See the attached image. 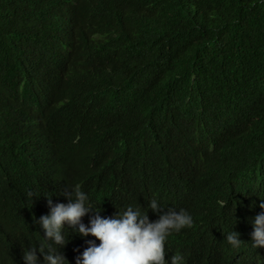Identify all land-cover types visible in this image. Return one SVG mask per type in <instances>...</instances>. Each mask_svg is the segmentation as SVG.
I'll return each mask as SVG.
<instances>
[{"label": "trees", "instance_id": "obj_1", "mask_svg": "<svg viewBox=\"0 0 264 264\" xmlns=\"http://www.w3.org/2000/svg\"><path fill=\"white\" fill-rule=\"evenodd\" d=\"M193 144L232 167L215 226L196 217V239L214 237L217 198L264 188V0H0L5 255L33 247L29 212L67 204L68 186L93 210L145 207L137 186Z\"/></svg>", "mask_w": 264, "mask_h": 264}, {"label": "clouds", "instance_id": "obj_2", "mask_svg": "<svg viewBox=\"0 0 264 264\" xmlns=\"http://www.w3.org/2000/svg\"><path fill=\"white\" fill-rule=\"evenodd\" d=\"M220 132L225 136L226 131ZM216 160L212 144L191 145L188 165L168 166L137 186L155 196L145 207L118 212L106 204L105 212L93 210L79 184L68 186L63 193L67 204L48 198V208L29 212L32 231L40 237L31 233L33 247L20 259L12 250L15 239H10L12 252L4 254L9 237L0 233V264H264V188L249 193L231 189L217 198L214 237L196 239V217L215 226L212 191L219 170L225 179L231 174L232 167L223 169ZM228 163H233L230 157ZM177 236L186 240L169 258L166 242Z\"/></svg>", "mask_w": 264, "mask_h": 264}]
</instances>
